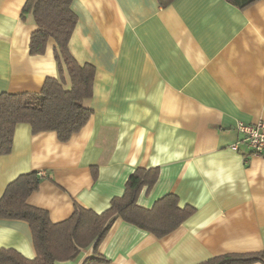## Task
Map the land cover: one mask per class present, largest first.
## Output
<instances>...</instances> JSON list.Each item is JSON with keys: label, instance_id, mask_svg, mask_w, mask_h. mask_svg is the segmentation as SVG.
Instances as JSON below:
<instances>
[{"label": "crops", "instance_id": "0c3cea01", "mask_svg": "<svg viewBox=\"0 0 264 264\" xmlns=\"http://www.w3.org/2000/svg\"><path fill=\"white\" fill-rule=\"evenodd\" d=\"M26 2L0 0V93L39 92L59 75L53 40L44 54L30 53L36 24L22 18ZM72 9L70 50L96 68L86 101L93 113L67 142L19 124L11 152L0 149V198L36 171L43 179L28 202L61 222L75 203L105 211L137 168L158 167L139 204L175 193L194 212L161 238L118 218L99 247L111 260L103 264H198L264 251V151L255 154L237 130L264 121V0L243 8L233 0H74ZM0 248L34 259L29 223L0 218ZM92 252L57 264H83Z\"/></svg>", "mask_w": 264, "mask_h": 264}, {"label": "trees", "instance_id": "16d2710c", "mask_svg": "<svg viewBox=\"0 0 264 264\" xmlns=\"http://www.w3.org/2000/svg\"><path fill=\"white\" fill-rule=\"evenodd\" d=\"M73 1L27 0L23 8L22 18L32 16L36 24L30 39V53L44 54L49 40H53L59 75L48 77L39 92L0 93L2 154L11 152L19 124H30L34 133L54 131L60 141L67 142L86 125L93 113L86 101L93 95L96 68L90 63L81 64L69 46L77 24ZM233 1L243 8L258 0ZM159 178L158 167L137 168L129 176L124 194L114 197L105 211L98 213L75 203L74 212L68 219L53 222L46 209L28 202L29 196L39 188L43 175L36 171L21 174L0 198V218L29 223L37 256L29 259L14 248H0V264H57L73 260L83 249L90 248L93 252L83 264L110 263L99 247L118 218L158 238L172 233L195 208L182 207L175 193L165 194L150 208L141 206L138 202L141 192L144 188L147 193L151 192ZM257 262H264V251L227 253L198 264Z\"/></svg>", "mask_w": 264, "mask_h": 264}, {"label": "built area", "instance_id": "2783aa9c", "mask_svg": "<svg viewBox=\"0 0 264 264\" xmlns=\"http://www.w3.org/2000/svg\"><path fill=\"white\" fill-rule=\"evenodd\" d=\"M237 130L243 133L244 141L247 142L255 154H261L264 151V121L255 124L239 122Z\"/></svg>", "mask_w": 264, "mask_h": 264}]
</instances>
